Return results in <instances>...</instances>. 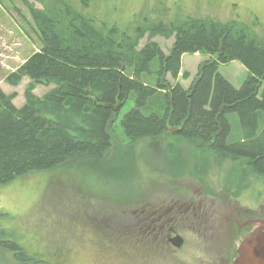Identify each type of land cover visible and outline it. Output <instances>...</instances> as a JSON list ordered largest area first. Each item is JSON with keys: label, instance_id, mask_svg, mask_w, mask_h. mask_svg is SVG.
<instances>
[{"label": "trees", "instance_id": "trees-1", "mask_svg": "<svg viewBox=\"0 0 264 264\" xmlns=\"http://www.w3.org/2000/svg\"><path fill=\"white\" fill-rule=\"evenodd\" d=\"M23 2L41 46L4 78L11 86L31 79L21 107L14 103L17 92L0 86V185L79 160L110 162L112 124L133 92L135 106L121 120L130 142L172 136L264 177V37L258 31L238 20L189 16L173 22L146 17L129 33L98 26L91 0H40L41 8ZM156 36L175 37L169 53ZM185 53L210 55L188 88L177 81L181 73L191 75L182 71ZM232 60L252 73L239 88L219 71L221 62ZM38 84L54 87L39 96ZM229 113L240 119L241 137L234 142ZM3 251L25 255L0 225V264Z\"/></svg>", "mask_w": 264, "mask_h": 264}, {"label": "rangeland", "instance_id": "rangeland-1", "mask_svg": "<svg viewBox=\"0 0 264 264\" xmlns=\"http://www.w3.org/2000/svg\"><path fill=\"white\" fill-rule=\"evenodd\" d=\"M29 1L42 7L39 0ZM89 10L96 15L98 26L117 25L129 33L145 22L146 17L149 22H173L192 16L223 22L238 20L264 37V0H91ZM174 39V36L153 38L165 53H169ZM146 42L147 36L140 41L139 48ZM40 46L29 6L23 0H0V86L8 94L17 92L14 103L18 107L26 101L25 91L31 79L26 77L20 85L11 86L4 78ZM208 57L205 53L184 56V71L191 73L188 79H183L184 85L190 86L200 62ZM151 67L158 69L159 60L154 59ZM219 71L236 88L252 74L238 60L221 62ZM53 87L38 84L34 92L42 96ZM134 106L133 92L112 124L114 147L110 162L79 160L62 169L21 175L9 184L0 185V225L31 258L25 263L14 256L15 252L3 251V264H92L88 252L76 248L79 234L81 241H94L91 232L96 226L122 227L126 212L152 209L170 187L174 189L189 180H208V191L218 194L222 189H230L232 195L238 196V201L256 209L260 206L257 201L261 199L264 203V177L251 173L250 178L243 179L239 164L230 166L229 160L224 163L213 159L204 152L206 148H191L172 136L130 142L123 134L121 120ZM228 116L232 124L228 138L234 142L241 137L240 119L237 113ZM245 172L248 171L245 169ZM204 188L207 189V185ZM249 188L252 190L250 196ZM205 201L212 209L224 208L220 200L207 198ZM253 213L264 217L260 212ZM201 233L188 232L186 237L188 241H197ZM186 248H190L188 244L176 254L134 256L125 264H187ZM107 253L125 262L121 250L108 246ZM216 261L210 259L209 264H216Z\"/></svg>", "mask_w": 264, "mask_h": 264}, {"label": "flooded vegetation", "instance_id": "flooded-vegetation-1", "mask_svg": "<svg viewBox=\"0 0 264 264\" xmlns=\"http://www.w3.org/2000/svg\"><path fill=\"white\" fill-rule=\"evenodd\" d=\"M240 167L243 179L250 178L251 173H246L243 166ZM207 181L189 180L174 189L170 187L152 209L126 212L124 226H96L97 229L91 232L95 240L91 242L81 241L79 234L76 248L80 252H88L92 264H125L134 256L176 254L188 244L187 264H209L210 259H216V264H232L238 254V243L258 223H263L264 217L253 212L264 214V203L261 199L257 201L260 206L256 209L238 201V196L232 195L230 189H222L221 194L209 192ZM204 185H207V189ZM251 193L249 188L248 195ZM207 198L220 200L224 208L212 209V205L205 201ZM85 215L93 219L90 214ZM93 217L97 219L95 215ZM192 231L202 232L197 235V241H188L186 234ZM108 246L121 250L125 262L108 256ZM13 254L22 261H28L29 257L24 254Z\"/></svg>", "mask_w": 264, "mask_h": 264}, {"label": "water", "instance_id": "water-1", "mask_svg": "<svg viewBox=\"0 0 264 264\" xmlns=\"http://www.w3.org/2000/svg\"><path fill=\"white\" fill-rule=\"evenodd\" d=\"M232 264H264V221L238 243Z\"/></svg>", "mask_w": 264, "mask_h": 264}, {"label": "crops", "instance_id": "crops-1", "mask_svg": "<svg viewBox=\"0 0 264 264\" xmlns=\"http://www.w3.org/2000/svg\"><path fill=\"white\" fill-rule=\"evenodd\" d=\"M187 53H185V54H183V56H182V71H184V66H183V58H184V56L186 55ZM195 54H198V53H195ZM210 56V55H209ZM208 58H210V57H208ZM207 58V59H208ZM189 71V70H188ZM190 72V71H189ZM191 76V75H190ZM183 79H185L184 77H182V73L179 75V77H178V79H177V81H180L183 85H184V83H183ZM186 80V79H185ZM192 83V82H191ZM191 85V84H190ZM186 88H188L189 87V85H184Z\"/></svg>", "mask_w": 264, "mask_h": 264}, {"label": "bare ground", "instance_id": "bare-ground-1", "mask_svg": "<svg viewBox=\"0 0 264 264\" xmlns=\"http://www.w3.org/2000/svg\"><path fill=\"white\" fill-rule=\"evenodd\" d=\"M40 1V0H39ZM53 1V0H52ZM57 8V7H56ZM142 108V107H141Z\"/></svg>", "mask_w": 264, "mask_h": 264}]
</instances>
